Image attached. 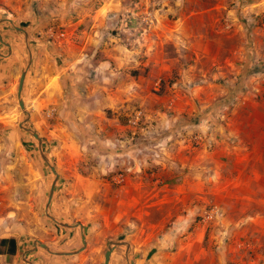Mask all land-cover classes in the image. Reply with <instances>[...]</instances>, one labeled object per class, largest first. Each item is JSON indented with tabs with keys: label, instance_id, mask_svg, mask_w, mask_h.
<instances>
[{
	"label": "rangeland",
	"instance_id": "374dc122",
	"mask_svg": "<svg viewBox=\"0 0 264 264\" xmlns=\"http://www.w3.org/2000/svg\"><path fill=\"white\" fill-rule=\"evenodd\" d=\"M115 1L119 9L102 30L112 44L131 52L121 80L129 76L136 85L130 84L134 97L117 112L105 110L108 117L119 115L130 140L119 145L99 139L81 122L83 127L73 136L75 158L59 136L49 134L55 124L54 112L48 115L55 111L51 106L39 102L34 107L30 96L22 93L29 117L19 108L16 91L28 62L25 38L10 23H0V56L9 52L3 43L15 56L9 65L12 99L4 105L7 115L0 124V181L13 189L23 178L27 160L42 171V177L34 180L41 186L33 188L40 222L28 224L24 231L31 248L24 252V260L18 256L19 263L103 264L107 247L124 242L134 264H264V187L262 191L254 187L256 194L243 191L249 199L234 200L220 176L215 180L218 170L206 160L214 145L213 131L224 125L240 98L248 92L254 100L264 97V0ZM88 2L97 7L104 0H0V20L9 18L28 35L32 63L27 83L41 58L40 65L45 59L56 65L55 48L64 53L65 44H79L78 36L86 28L84 23L78 25L85 14H79L80 8ZM98 78L110 86L106 89H118L103 73ZM127 81L121 88L130 86ZM257 82L259 91L253 88ZM194 89L200 98H193ZM179 96L190 100L191 114L173 111ZM135 110L142 112V118L132 129L128 120ZM21 124L39 136L42 153L58 174L48 214L84 228L86 247L73 261L39 246L37 253L30 252L33 240L52 252L73 248L68 234L75 228L61 227L45 215L54 176L40 155L37 139ZM256 168L260 175L264 172V166ZM118 173L124 174L123 184L114 181ZM25 177L27 173L26 181ZM212 206L221 214L204 223L201 216ZM12 228L13 223L7 233ZM162 241L164 247L147 257ZM125 250V244L116 245L108 264H128Z\"/></svg>",
	"mask_w": 264,
	"mask_h": 264
},
{
	"label": "crops",
	"instance_id": "0c3cea01",
	"mask_svg": "<svg viewBox=\"0 0 264 264\" xmlns=\"http://www.w3.org/2000/svg\"><path fill=\"white\" fill-rule=\"evenodd\" d=\"M117 3L115 0H104L103 3H98L97 7L91 6V2L86 3L80 8L79 13L85 14L78 21V25L86 24L83 34L78 36L79 44H74L72 47L65 44V54L59 53L55 48L52 55H54L56 65L50 62L47 64L46 59L45 61L43 59L44 64L40 65L42 64L41 58L37 69L32 71L33 76L28 83V74L25 76L22 93L30 96L29 100L32 102V106L36 107L39 102H43L55 110V124L52 125L49 134L59 136L70 156L74 158L77 141L73 136L79 132V127L85 126L83 129H87L88 133L96 134L99 139H105L108 142H119V145H125L129 143L128 139L130 140L127 137L129 133L125 130V125L121 123L119 115L108 117L105 110L112 109L113 112H117V108L123 107L124 103L134 97V93H130L129 89L136 85V82L129 76H125L126 79L121 80V72L124 71L121 69L126 65L127 54L131 55V52L125 48L122 49L119 45L112 44V38L109 39L102 30V24L113 18L112 16H115L118 11ZM95 36L99 39L98 44ZM14 57V54L10 52L4 58L0 56V124L5 123L2 119L7 115L4 105L11 102L12 99L13 85L10 82L12 62L10 61L14 60ZM59 57L62 58V62L64 61V63H60L61 65H59ZM88 67L91 69L90 78L86 77ZM101 73L108 79L109 84L114 83L113 86H118L115 92L106 89L110 86L106 85V87L99 80L98 77ZM117 77H119L118 80L115 79ZM126 80H128V85H134L123 89L121 87L126 84ZM253 88L259 91V83L257 82ZM248 93L250 95L240 98L224 125L215 132L213 131L210 138H213L214 145L208 152L207 158L205 157L212 164V169L218 170L215 180L217 176H220L219 180H223L221 183L227 185V190L234 200L249 199L250 197H245L242 194L243 191L247 190L256 194L253 191L254 187L258 188L257 190L264 187L262 185V183L264 184V172L260 175L256 168L264 166V97L261 96L254 100V94ZM195 97L200 98L199 91H193V98ZM178 99V104L172 108L176 115L190 113L187 111L190 100L186 96H179ZM35 100L36 103H34ZM81 122L85 124L81 126ZM31 163L27 160L26 166L22 165L23 178L14 184L13 189H8L7 185L3 186L0 181V241L13 239L16 245L14 255L9 254L10 244L8 242L0 246V264H21L18 256H22V260H24V252L27 251V247H30L28 243L30 239L25 236L24 231L26 228L29 229L28 224L40 222L35 200L38 198V194L33 191V188L41 186V182L34 180L38 176L42 177V173H39L42 171L37 170V166L32 168ZM25 173L28 174V177H25L26 181ZM10 193L15 195L14 200L10 197ZM9 214L13 216L10 217ZM12 223V231L7 233ZM69 231L68 236L73 248L63 249L65 252L74 251L79 246V243L75 242L77 238L74 231L76 230ZM73 258L70 257L71 260ZM62 263L66 264L65 261Z\"/></svg>",
	"mask_w": 264,
	"mask_h": 264
},
{
	"label": "water",
	"instance_id": "95a60500",
	"mask_svg": "<svg viewBox=\"0 0 264 264\" xmlns=\"http://www.w3.org/2000/svg\"><path fill=\"white\" fill-rule=\"evenodd\" d=\"M2 22L10 23L11 26H13L16 30L22 32L23 35H24V38H25L26 51H27V54H28V62L26 64L25 68L22 70V72L20 74V77H19V82H18L17 91H16V101H17V104H18L19 108L21 109V111L23 113H25L26 117L28 118L29 117V113L26 111L25 104H24V101L22 99V88H23V84H24L26 72H27L29 66L32 63V55H31V52H30L28 35H27V33L22 28L17 27L14 24V22L12 20H10L9 18L1 19L0 20V23H2ZM0 42H2L1 39H0ZM3 44L7 46L8 50L10 52L11 49H10L9 44H7V43H3ZM20 127L24 131L28 132L34 138L37 139V141H38V149H39L40 155H41L42 159L44 160V162L48 165L49 169L51 170V172H52V174L54 176L53 182H52L51 187H50V190H49L48 198H47V201H46V204H45V207H44L45 215L51 221H53L54 223H56L57 225H59L61 227H64V228H76V227H79L80 230H81V233H82V235H81L82 247L78 251H76V252H52V251L49 250V248L44 243H42L39 240H33L32 241L33 248L30 250V252L31 251H35V249L37 248V246H39V247L43 248L44 250H46L47 252H49V253H51L53 255H56V256H72V255H76L79 252H81L85 248V246H86L85 237L83 235V226L81 224H79V223L68 224V223L59 222L54 217H52V216H50L48 214V207H49L50 202H51V199H52L54 186H55L56 181L58 179V174H57L54 166L51 164V162L42 153V142H41V139L39 138V136L35 132H33L31 130H28L26 128H23L22 124L20 125ZM118 244H125L126 245V250H125V258H126V261L128 262V264H134V261L130 260L129 257H128V249H129V246L126 243H124V242H119V243L118 242L117 243L116 242H113L112 243V246H108L107 247V249H106V251L104 253V257H103L104 258L103 259V264H108L109 263L111 254L114 251L115 246L118 245ZM164 245H165V242L162 241L160 247H158V248H152L150 250V252L148 253L147 257H150L152 254L156 253L158 250H160L161 248H163ZM26 263L27 264H31L30 262H27V261H26Z\"/></svg>",
	"mask_w": 264,
	"mask_h": 264
},
{
	"label": "built area",
	"instance_id": "2783aa9c",
	"mask_svg": "<svg viewBox=\"0 0 264 264\" xmlns=\"http://www.w3.org/2000/svg\"><path fill=\"white\" fill-rule=\"evenodd\" d=\"M61 37H63V34H61ZM53 110L48 113V115H53ZM142 118V112L140 110H135L133 114L130 116L128 123L132 127V129H135L138 124L141 122ZM155 158H158V155H154ZM130 169H127L126 172H129ZM125 178L123 173H118L114 177V181L116 184H123ZM221 212L217 206H212L209 210L204 211L202 217V221L204 223H208L212 220L217 219L220 216Z\"/></svg>",
	"mask_w": 264,
	"mask_h": 264
},
{
	"label": "flooded vegetation",
	"instance_id": "af4514ba",
	"mask_svg": "<svg viewBox=\"0 0 264 264\" xmlns=\"http://www.w3.org/2000/svg\"><path fill=\"white\" fill-rule=\"evenodd\" d=\"M79 227H76L74 230H76V235H77V237H78V239L80 240V244H79V246L74 250V251H71V252H76V251H78L81 247H82V242H81V235H82V233H81V230H80V228L78 229ZM83 235H84V237H85V234H84V228H83ZM85 242H86V238H85ZM109 246H112V244L111 245H109ZM86 247V246H85ZM106 251V250H105ZM105 253V252H104ZM78 254H76V255H72V256H69V257H75V256H77ZM103 257H104V255H103ZM31 264H33V263H31Z\"/></svg>",
	"mask_w": 264,
	"mask_h": 264
},
{
	"label": "trees",
	"instance_id": "16d2710c",
	"mask_svg": "<svg viewBox=\"0 0 264 264\" xmlns=\"http://www.w3.org/2000/svg\"><path fill=\"white\" fill-rule=\"evenodd\" d=\"M6 242L10 244L9 254L14 255L16 251L15 241L13 239H3L0 241V246H2Z\"/></svg>",
	"mask_w": 264,
	"mask_h": 264
}]
</instances>
